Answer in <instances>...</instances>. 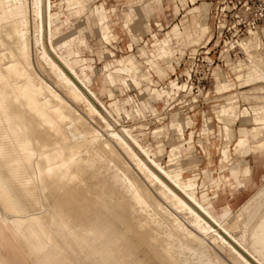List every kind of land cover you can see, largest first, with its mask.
Masks as SVG:
<instances>
[{"label":"bare ground","instance_id":"6f19581e","mask_svg":"<svg viewBox=\"0 0 264 264\" xmlns=\"http://www.w3.org/2000/svg\"><path fill=\"white\" fill-rule=\"evenodd\" d=\"M93 1L61 3L66 4L74 20L83 15L88 35L94 38L95 32L100 35L110 28L109 18L102 20L96 7H92ZM149 4L153 6L154 0ZM52 6L51 0H0V205L31 243L40 264H264V183L239 209L228 210L223 220H218L210 206L199 201L197 182L176 165L181 155L163 164L152 147H146L133 133V128L115 126L119 119L102 101L107 88L101 84L100 93L96 92L85 80L84 69L77 68L63 53L71 46L75 53H81L77 42L82 39V30L76 24L73 31L63 34L62 23L51 22ZM102 6L106 9L104 3ZM135 14L141 20L146 17L140 7L130 6L123 23L130 26ZM46 31L48 40L44 39ZM177 31V26L173 27L176 36ZM257 36L251 34L238 41L245 54L243 59L238 63L227 60L233 71L249 69L243 74L245 83H260L239 92L249 105L239 111L245 121L264 116V52L263 44L254 40ZM104 38L110 42L108 35ZM152 40L153 47L165 36ZM33 45L39 48L35 60L52 78V87L34 69ZM180 47L185 52V46ZM192 48L194 53L197 49ZM227 52L225 49L223 55L228 57ZM170 55V48L161 51L165 60ZM128 71L123 61L118 69L108 72L111 83L128 87L130 80L150 82L146 71H134L126 77ZM106 75H102V81ZM172 79L179 87L175 90L186 87ZM222 79L231 81L223 74ZM235 99L220 105L221 117L237 118ZM123 104L129 105L130 109H125L134 118L135 106L127 98ZM79 108L82 111L78 113ZM149 110L156 111L153 107ZM171 113L172 117L178 115ZM224 117L223 122L227 119ZM234 120L231 119L233 123ZM184 125L178 118L167 122L164 130L167 133L171 129L179 139L184 136ZM202 130H208L206 123ZM232 131L226 126L225 138ZM262 137L264 121L252 124L248 137L241 139L240 149L246 153L264 148V138L254 144ZM174 149L177 148L171 144L170 152ZM231 160L225 144L220 162ZM238 186L242 183L238 182ZM4 211L0 210V222L10 229L14 239L21 241ZM232 215L241 227L233 232L224 225ZM2 261L0 264H7Z\"/></svg>","mask_w":264,"mask_h":264},{"label":"rangeland","instance_id":"374dc122","mask_svg":"<svg viewBox=\"0 0 264 264\" xmlns=\"http://www.w3.org/2000/svg\"><path fill=\"white\" fill-rule=\"evenodd\" d=\"M51 1L53 5L51 8V16H50L51 22L56 24L62 23L63 26L62 28L64 29L63 30L64 33L62 32L63 34L73 31L74 30L73 28L75 27L76 24H78L77 26L79 27V29L82 30L81 33L82 39H80V41L77 42L81 53L80 54L75 53L76 49L74 48V46H71L67 50H63V53L68 56L70 61L72 62L74 61L73 64L75 66L82 59H86L85 64L79 66V68L81 67L84 68L83 72H84L85 80H87L86 79L87 72L91 71L94 66L93 71L90 72V75L93 79V83L92 82L91 83L93 85L94 90L98 93H100V90L102 88L101 84H103L107 88L106 91L107 94L105 95L104 98H102V101L111 109L113 115L119 119L120 122L116 123L118 126L115 124L116 127L119 128L120 127L119 125L122 124L127 128H133V133L145 145L147 144L146 147H152V150L156 152L155 154L156 158L160 159V161L163 164L169 163V159L177 158L181 155V157L178 158L176 165H179L183 168L184 175L192 176L194 174L196 176V181L198 183L197 185L198 191L206 188V186L202 187L201 183L202 182L208 183L211 177H222V175L227 177V175H229L226 166L228 165V163L233 162V160H231L228 163L227 161L220 162L221 150L222 147L225 144H227L228 148L230 149V153L232 155V148L234 150L237 149V147L239 149L241 148L242 137L237 138L236 136L238 135L237 128L239 124L240 123L243 124L242 122L244 121H242L241 116L239 115V111L242 110L244 107H249L246 101L244 102V100H242L243 97L239 94V92L242 90L249 89L254 85L260 83H255L253 85H250L252 83H245V81H243L244 80L243 74L249 71V69L245 67L239 68L238 70L235 71H233L234 68L231 69V65H230L231 62L235 61V63H238L241 59L245 57V54H243L242 49L236 43H234L233 48H230L231 50L227 52L228 57L227 54L223 55L224 50L228 48L227 45L230 42H232V38H230V35H227V36H222L220 39H218V36L214 31L222 21L219 20V17L216 16L215 13L216 11L219 12L220 7H227L226 6L227 2L222 3V0H195V6H198L197 8L194 9L197 11L195 13L197 21L209 27V34H211L212 41L206 45L202 43L198 45H194L193 47L197 49L194 53L192 51L193 50L192 47L187 48L189 45L197 43L200 40L202 34L205 33L206 27L202 25L199 28L196 36L191 41L184 38L183 39L184 41L182 40V42L180 43V46L181 45L185 46L186 49H184L185 50L184 52L183 51L184 47L181 48L182 49L181 52L184 54L182 55L178 63L177 58L180 57L178 44L175 40H173L172 42L173 44L171 47L168 38L163 33L166 30H168L171 27V25H173L174 23L176 22L180 23L184 18L190 17V14H188L186 17L184 16L180 20V18L184 14H186L187 10L189 9L186 5V1H184L182 5V7L185 8H181L180 13L175 15L173 12V4L175 3V0H162L163 13L157 16L156 12H154L149 20L148 27L146 23H144V26L140 27L138 30L132 29L131 32H128L126 28L123 26L122 21H123V17L125 16L123 13L126 12V9L129 6H133L136 9H139L140 3L137 2V0H94L95 4L103 2L104 6L107 8L108 11L110 9L115 10V12L109 13V15H111V19L113 20V24L111 26L113 33L111 30H104L101 32L100 35H98L95 32L93 34L94 38L93 36L88 35V28L87 26H85L86 25L85 18L83 17V15L77 18L76 20H74L71 17L70 12L68 11L65 3L64 4L61 3V0H51ZM176 3L178 4V6L181 7L180 3L177 0ZM95 4L92 2V7L93 6L96 7L97 12L102 18V20H104L105 18H106L105 20H107L108 19L107 11L105 8H103L102 3L97 5ZM188 4L190 7L193 6L191 5V3ZM46 19L47 16L45 17L44 9H43V20L45 21ZM133 21L134 23L140 21V16L136 15ZM106 25L107 24H105V26ZM175 26H177L178 28L177 31V35H178L180 33V26L176 24L173 27ZM85 27L86 30H83L82 28ZM126 27H128V29L130 30V27L127 24ZM173 27L171 28L172 34H173L172 32ZM105 34L108 35L110 38L109 43L104 38ZM113 34L115 35V38ZM162 35L165 36V40L162 42L158 41L156 45H154L156 48L154 46L152 47V44L155 43V40L152 39H154L155 37L156 38L162 37ZM59 37L60 36L58 34V36L56 35L55 38L58 39ZM84 38L85 40H83ZM255 38L254 40L259 45L261 44L264 45V39L261 40L260 37L258 36ZM44 39L48 40L47 31H46V37ZM82 40L83 42H81ZM149 45H151L150 46L151 48L157 49L160 55H161V51L165 50V48H170L173 54L169 56L168 60L167 59L160 60V63L165 70L163 74L157 75L155 72L151 71L153 75L152 76L153 79L157 81V85L155 84L154 80L150 77L149 70L147 69L148 66L144 63L146 58L140 54H137V49H142L145 52H148ZM47 48L48 50H50L49 52L51 53V55L55 57L56 54L51 50L48 42H47ZM109 50L112 51L113 56L110 55V53L108 52ZM38 51H39L38 46L36 47L35 45H33L31 48V57H32V62L34 64L33 66L36 65L34 69L35 71L37 70L38 72L36 71V73L39 74V76L42 77L43 80L45 79L44 81L47 82V84L49 82L50 83L49 85L52 87V85L54 86L53 84L54 82L52 78L48 76V73L45 70L40 69L39 64H37L35 60ZM82 51H84L83 54ZM263 51H264V47H263ZM258 52L259 50L257 51V53ZM70 53H72V55ZM127 54H133L138 61H136L131 55L126 57V58L130 57L124 60L125 64L129 67V71L126 73V77H130L132 72L134 71L136 72L144 69H146L144 71H146L147 75L149 76L150 82L145 83V81H143L142 83H144V85L141 88H137L136 86L133 85H128V88H126L125 84L111 83L108 72H112L115 68L114 69L109 68L108 71L105 69L106 66L105 65L101 69V72L99 70L107 62H110L112 63V65H115L116 64L115 59H120ZM228 59L230 62L229 65L227 64ZM174 62L178 63V65L175 66ZM118 67H116V69H118ZM174 67H176L175 73H173ZM187 70L191 71L190 78L187 77ZM171 72L173 74H171L170 76ZM104 73L107 74L106 75L107 79H104V81H102L103 80L102 75ZM214 73L216 75V79L214 78ZM222 74L224 75L225 78L231 79V81H229L230 87L228 88L222 87L221 89H219L218 92L217 88L220 85V82L224 84V81H226L225 79H222ZM171 78H174L179 84L185 83L186 87L184 89L175 90V88H179V87H177L175 81L169 84ZM133 81L139 82L136 80ZM243 85H250V86L243 87ZM113 87L115 89V100L114 102L111 103V100H109L108 97L112 96ZM183 87L184 85L180 86V88ZM174 90L176 91V93H174ZM157 92H159L160 95H158ZM150 93H152V97L158 99L154 101V99L151 98L153 105L155 106V110H156L155 113L150 112V110L147 109L145 107L146 105L144 104L142 105L143 107L141 105H138L142 100L147 102ZM171 93L174 94L170 99L169 105H167ZM129 96L133 98L134 102L138 103L135 106L134 118H131L130 114H128V111L125 109V107L127 109H130L129 105L125 104L124 106L123 104V101ZM227 96L228 97L230 96L229 98L231 99L229 100ZM232 98L233 100L235 99L234 104L235 105L238 104L237 106L238 112L236 109L237 118L235 120L234 118L236 116L234 117L233 115L232 117L234 118H232L228 114L227 117H224V115L221 117V115H219V111H221L220 109L223 106V104L227 103L228 101H231ZM129 101L131 102L130 99ZM80 109L81 108L77 110L78 113L82 111V109L81 110ZM171 112L173 113L177 112L178 115H174L172 117L170 116L172 114ZM104 114L106 113L104 112ZM106 115L109 118V121L114 123L112 117L108 114ZM183 117L188 119L190 122H189V126L185 128L184 136L182 138L178 139L171 129L167 133L165 132L164 125L167 122L173 120L175 121L178 118L179 120H182ZM223 117L224 119L227 118L228 120L226 119L223 122L221 120L223 119ZM229 119L230 121L231 119L232 121L234 120V123L232 121L230 122ZM227 121L230 122L229 125ZM258 121L261 122V119L260 117L256 116L255 120L252 123L259 124L260 122L256 123ZM205 123L208 130L204 132L202 129L204 127L203 124ZM252 123L248 121L246 124L249 127H251ZM92 124L93 126L95 125V123L93 122L91 123V125ZM226 126L233 130L232 131L233 136L231 135L229 137L230 139L225 138L223 132ZM101 134H103L102 131ZM166 136L168 137V139ZM206 137L208 140L206 139ZM188 138L190 139L192 138V140ZM263 138L264 137L258 139V141L257 140L254 141V144L256 145L260 144ZM171 144L172 147L177 148L174 149L172 152H170ZM159 148L161 149V152H158ZM183 152L185 153L183 154ZM232 157L236 162L237 160L236 155L233 154ZM243 158L246 159L251 170V174L249 178L240 176V179L243 181L244 186L231 187L226 183V181H224V179H221V184L219 188L214 189L211 187H207V192L209 193L210 196L212 195L211 194L212 189L217 190L218 197L215 202V207L218 211L226 203L230 204L231 209L233 211L239 209V207L252 194H254L257 191L260 185L264 183L263 182L264 155L262 157H256V158H253L252 155H247L244 156ZM128 163L129 166H131L130 168L134 167L130 161ZM230 180L231 181L229 182L235 183V181H233L232 179ZM0 210H2V212L4 211L1 205H0ZM4 215L7 218V220H9V223L12 229L15 230V233L17 234V231L19 232L20 235L19 234L17 235L20 238H22L21 239L22 242L20 241V239H14L13 236L11 235L10 229L7 226H5L4 223L1 221L0 222V261L5 260L7 264H40V261L37 259L35 255L36 254L35 251L33 250L32 246H30L31 243L24 238L22 230L19 229L20 227L16 225L12 219H10L9 215L5 211H4ZM12 225H14L15 228ZM226 226L229 229L234 230L233 228L235 227V222L233 220H230L228 221ZM23 240L24 243L26 244L23 243ZM14 246H16V250L14 249Z\"/></svg>","mask_w":264,"mask_h":264},{"label":"crops","instance_id":"0c3cea01","mask_svg":"<svg viewBox=\"0 0 264 264\" xmlns=\"http://www.w3.org/2000/svg\"><path fill=\"white\" fill-rule=\"evenodd\" d=\"M179 3H180V5L182 4L183 5V3H181L179 0H177ZM137 2H139L141 5H140V8L143 10V13L144 14H146L145 16V18L143 19V20H141V18H140V21H138V22H133V23H131L130 24V30L128 29V27H126V25L123 23V26L126 28V30L128 31V32H131L132 31V29H136V30H138L140 27H142V26H144V22L146 23L147 21L149 22V20H150V18H151V16L153 15V13L154 12H156V15L157 16H159V14H161V13H163V5H162V0H154V3H155V5L154 6H152L151 4H149V0H139V1H137ZM144 2V3H143ZM93 3L95 4V2L93 1ZM101 3H103V2H100V3H96L95 5H97V4H101ZM188 3H191V5H193L192 7H190L189 6V4ZM176 4V5H175ZM182 5H181V7L180 6H178V4L176 3V0H175V3L173 4V12H174V14L175 15H177V14H179L180 13V9L181 8H185V7H182ZM186 5H187V7L189 8L188 10H187V12H186V14H184L181 18H180V20L185 16H187L188 14H190V17H186V18H184L180 23H178V22H176V23H174L173 25H171V27L168 29V30H166L163 34L164 35H166V37L168 38V40H169V43H170V45H171V47H172V42H173V40H175L176 42H177V44H178V48H179V55H180V57H178L177 58V60H178V63H179V60H180V58L182 57V52H181V47H180V43L182 42V40L185 38V39H187V40H189V41H191L195 36H196V34H197V32H198V30H199V28L203 25V26H205L206 27V31H205V33H203L202 34V36H201V38H200V40L197 42V43H194V44H191V45H189L187 48H191V47H193L194 45H198V44H207V43H209L210 41H211V37H210V34H209V27L207 26V25H205V24H201L200 22H198L197 21V18H196V16H195V13L197 12L196 10H194L195 8H197L198 6H195V0L194 1H191V0H186ZM130 7V6H129ZM129 7L126 9V11H128V9H129ZM106 11H107V15H108V18H109V28L110 29H108V28H106V29H104V30H111L112 31V33H113V30L111 29V26H112V24H113V20L111 19V15H109V13L110 12H115V10L114 9H110L109 11L107 10V8H106ZM123 14H125V13H123ZM136 15H138V14H135L134 15V17L136 16ZM179 20V21H180ZM123 22V21H122ZM133 24V25H132ZM176 24H178L179 26H180V33L177 35V36H175V35H173L172 33H171V28L174 26V25H176ZM114 35V34H113ZM114 38H115V35H114ZM263 47H264V45H263ZM174 51V50H173ZM83 52L84 51H82V54H83ZM109 53H110V55H112L113 56V53H112V51H108ZM175 52V51H174ZM264 52V51H263ZM137 54H140V55H142V56H144L145 58H146V60H145V64L148 66V70H149V75H150V77L153 79V75H152V73H151V71H153V72H155L157 75H161V74H163L164 72H165V70H164V68L162 67V65H161V63H160V60H162V59H164V58H162L161 57V55H160V53L158 52V50L157 49H154V48H151L150 47V45H149V51L148 52H145L144 50H142V49H137ZM129 55H131L136 61H138L137 60V58L136 57H134V55L133 54H127V55H125V56H123L122 58H120V59H115V62H116V64L115 65H112V63H110V62H107V63H105L99 70H100V72H101V69L105 66V69L106 70H108L109 71V68H111V69H116V67H118L125 59H126V57L127 56H129ZM87 58H89V57H87ZM85 61H86V59H82L80 62H78L77 64H76V67H79L80 65H83V64H85ZM139 63V62H138ZM178 63H175V64H178ZM93 68H94V66H93ZM93 68H92V70L91 71H89V72H87V74H86V79L87 80H89L90 82H92L93 83V79H92V77H91V75H90V72H92L93 71ZM84 69V68H83ZM114 69V70H115ZM113 70V71H114ZM144 70H146V69H144ZM171 71H172V69H171ZM174 71H175V67H174ZM154 80V82H155V84L157 85V81L155 80V79H153ZM174 82V80L172 79V80H170L169 81V84H171V83H173ZM129 83H130V85H133V86H136L137 88H141L143 85H144V83H141V82H134V81H129ZM246 86H250V85H243V87H246ZM125 87L126 88H128L126 85H125ZM224 88V87H226V88H228V87H230L229 86V81H224V84L222 83V82H220V85L218 86V88H217V91L219 92V89H221V88ZM141 91V90H140ZM145 97V96H144ZM109 98V100H111V103L112 102H114V100H115V89H114V87L112 88V96L111 97H108ZM130 100H131V103L134 105V106H136V104H138V103H136V102H134L133 101V98L131 97V96H129L128 97ZM127 98V99H128ZM151 98H153L154 99V101L155 100H158L157 98H155V97H152V93H150L149 94V96H148V101L147 102H145L144 100H142L141 102H140V104H138V105H146L145 107L147 108V109H150V108H155V106L153 105V102H152V100H151ZM160 100V99H159ZM116 101H117V99H116ZM143 107V106H142ZM157 108V107H156ZM255 117L256 116H254V117H252V119L250 120V122L252 123L254 120H255ZM258 117H260V119H261V122L260 121H258V122H256V123H262L263 121H264V116L263 115H259ZM182 123H183V125H184V123H185V125H184V127L186 128V127H188L189 126V120L188 119H186L185 117H183L182 118ZM240 121V120H239ZM242 121H244V122H248V121H245V120H242ZM244 122H242L243 124H239V126H238V128H237V133H238V135L236 136V137H242V138H247L248 137V128H249V126L246 124V123H244ZM259 123V124H260ZM253 124V123H252ZM203 125H205V124H203ZM188 139H190V138H188ZM190 140H192V138L190 139ZM249 145V142L247 141V143H246V147ZM233 154H235L236 155V157H237V160H236V162H235V160L233 159V162H230V163H228V167L226 166V168L228 169V174L229 175H227V177L226 176H223L222 175V177H211L210 179H209V181H208V183H204V182H202L201 183V186L202 187H204V186H206V188L205 189H203V190H200V191H197V196H198V199H199V201L201 202V203H203V204H205V205H209L210 206V209H211V212H212V214L218 219V220H223V217H224V215H225V213L228 211V210H231V211H233L232 209H231V206H230V204L229 203H226L223 207H221L220 209H219V211L216 209V207H215V202H216V200H217V197H218V193H217V190H213L212 189V195L210 196L209 195V193L207 192V187H211V188H214V189H217V188H219L220 187V184H221V179H224V181H226V183L229 185V186H231V187H236V184L238 183V182H241L242 183V186H244V183H243V181L240 179V176H243V177H245V178H249V176H250V174H251V170H250V166L248 165V163H247V161H246V159L245 158H243L244 156H247L246 154H248V155H252L253 156V158H256V157H262L263 155H264V148H262V147H258L257 148V150H255V151H248V152H246V153H244V149H239L238 147H237V149H233L232 148V156H233ZM244 155V156H243ZM224 167V166H223ZM244 168H247L246 170H243ZM188 178H190V179H194L195 181H196V176L193 174L192 176H189ZM187 178V179H188ZM230 179H232L233 181H235V183L234 182H229V181H231ZM197 182V181H196ZM197 185H198V183H197ZM253 195V194H252ZM251 195V196H252ZM250 196V197H251ZM249 197V198H250ZM248 198V199H249ZM247 199V200H248ZM211 200V201H210ZM207 202H209V203H207ZM230 220H233L234 222H235V227L233 228L234 230H232V229H229L227 226H226V224L228 223V221H230ZM225 227L227 228V229H229L230 231H237V230H239L241 227H240V225H239V223H238V221L236 220V217H235V215H232L227 221H225Z\"/></svg>","mask_w":264,"mask_h":264},{"label":"built area","instance_id":"2783aa9c","mask_svg":"<svg viewBox=\"0 0 264 264\" xmlns=\"http://www.w3.org/2000/svg\"><path fill=\"white\" fill-rule=\"evenodd\" d=\"M225 2L227 7H220L215 13L222 22L214 32L218 39L230 35L232 42L227 45L231 46L228 51L234 43L238 45L239 40L251 34L264 39V0H222ZM187 77H191L190 70H187Z\"/></svg>","mask_w":264,"mask_h":264}]
</instances>
